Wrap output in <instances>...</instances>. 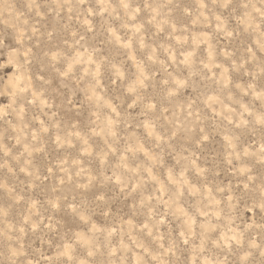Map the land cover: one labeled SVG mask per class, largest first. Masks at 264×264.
Wrapping results in <instances>:
<instances>
[{"label": "rangeland", "instance_id": "rangeland-1", "mask_svg": "<svg viewBox=\"0 0 264 264\" xmlns=\"http://www.w3.org/2000/svg\"><path fill=\"white\" fill-rule=\"evenodd\" d=\"M0 264H264V0H0Z\"/></svg>", "mask_w": 264, "mask_h": 264}]
</instances>
